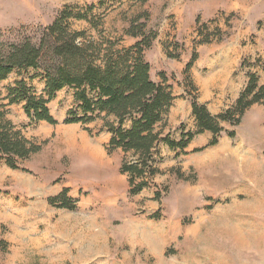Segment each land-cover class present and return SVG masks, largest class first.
Instances as JSON below:
<instances>
[{
  "label": "rangeland",
  "instance_id": "obj_1",
  "mask_svg": "<svg viewBox=\"0 0 264 264\" xmlns=\"http://www.w3.org/2000/svg\"><path fill=\"white\" fill-rule=\"evenodd\" d=\"M65 10L86 16L67 20L71 31L118 49L135 44L125 30L142 16L157 37L144 52L150 79L164 74L175 98L155 131L172 140L196 132L193 100L216 117L238 99L243 75L264 86V0H0V31L8 42L38 44ZM43 72L1 81L3 104L20 79L41 94ZM73 94L64 88L49 102L56 125L31 122L21 103L7 107L40 151L18 169L0 162V264H264V98L238 125L220 122L214 146L210 132L183 151L157 143L155 173L134 180L146 186L131 195L119 170L136 158L109 148L104 128L115 118L64 124ZM60 193L74 209L51 203Z\"/></svg>",
  "mask_w": 264,
  "mask_h": 264
},
{
  "label": "trees",
  "instance_id": "obj_2",
  "mask_svg": "<svg viewBox=\"0 0 264 264\" xmlns=\"http://www.w3.org/2000/svg\"><path fill=\"white\" fill-rule=\"evenodd\" d=\"M72 18L85 19L86 16L69 10L61 12L51 25L42 30L38 44L27 38L8 42L0 31V82L14 71L21 73L28 68L34 71L42 68L44 71L40 76L44 81L41 94L37 95L20 79L8 87L7 104H3L4 99L0 96V162L10 169H18V164L38 153L40 147L26 139L7 119V107L21 103L24 115L31 122L56 125L48 104L64 88L73 91L75 103L74 109L67 112L64 124L87 125L98 118H115L113 122L107 121L104 128L111 134L109 148L132 153L136 158L123 162L119 170L120 174L129 177L131 195L146 186L144 181L134 186V180L146 173L154 175L155 170L149 162L157 143L183 151L195 136L210 132L214 138L209 145L214 146L217 136L224 131L220 122L238 125L247 108L264 98V86H258L256 77L250 74L236 102L216 117L209 114L205 104L199 105L193 100L191 115L195 118L196 132L186 133L179 141L172 140L163 136L162 131H155L157 125L161 128L165 126L167 113L175 98L170 85L165 84L164 74L160 73V83L150 79L144 52L157 37L154 32L147 31L146 22L140 21L142 16H137L125 30V35L137 39L135 44L120 49L116 48V43H96L83 38V32L71 31L67 20ZM194 61L195 58L186 65V70ZM126 123H129L127 128L124 127ZM228 136H234V132ZM66 201L65 194L60 193L51 203L55 205L59 202V208L74 209V205Z\"/></svg>",
  "mask_w": 264,
  "mask_h": 264
},
{
  "label": "crops",
  "instance_id": "obj_3",
  "mask_svg": "<svg viewBox=\"0 0 264 264\" xmlns=\"http://www.w3.org/2000/svg\"><path fill=\"white\" fill-rule=\"evenodd\" d=\"M241 80H242V86L241 87L244 89L246 87V85H247V80L248 79H246V77H244V75H243Z\"/></svg>",
  "mask_w": 264,
  "mask_h": 264
},
{
  "label": "bare ground",
  "instance_id": "obj_4",
  "mask_svg": "<svg viewBox=\"0 0 264 264\" xmlns=\"http://www.w3.org/2000/svg\"><path fill=\"white\" fill-rule=\"evenodd\" d=\"M65 131H67V130H65ZM68 132H70V131H68ZM68 132H63L64 133L63 136H66V137L70 136V134H68Z\"/></svg>",
  "mask_w": 264,
  "mask_h": 264
}]
</instances>
